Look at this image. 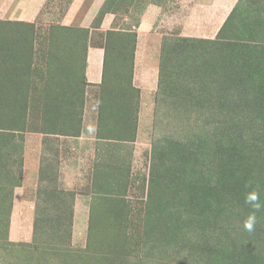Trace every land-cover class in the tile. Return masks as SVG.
I'll return each instance as SVG.
<instances>
[{"label":"rangeland","instance_id":"rangeland-1","mask_svg":"<svg viewBox=\"0 0 264 264\" xmlns=\"http://www.w3.org/2000/svg\"><path fill=\"white\" fill-rule=\"evenodd\" d=\"M15 1L0 264H264V0H42L30 22Z\"/></svg>","mask_w":264,"mask_h":264},{"label":"crops","instance_id":"crops-1","mask_svg":"<svg viewBox=\"0 0 264 264\" xmlns=\"http://www.w3.org/2000/svg\"><path fill=\"white\" fill-rule=\"evenodd\" d=\"M42 0H16L14 6L12 7L11 10V18H15L18 20H23V21H34L36 18V14L39 11L40 5H41ZM102 57V51L100 49H97L96 51H92V53L89 54V59L90 61L92 60L93 62L98 63V59ZM93 67L90 66L89 72L92 73ZM95 75V74H93ZM33 213H28V221L26 222H21L13 219L12 222H10L9 226V234L10 238L13 241H19V240H31L32 239V234H33ZM20 217H24L25 213L20 212L18 214ZM32 216V221L30 220ZM27 218V217H26ZM28 222V223H27ZM32 224V227H31ZM23 225H30L29 228V233L28 237L25 236V229L27 227ZM27 237V238H26Z\"/></svg>","mask_w":264,"mask_h":264},{"label":"clouds","instance_id":"clouds-1","mask_svg":"<svg viewBox=\"0 0 264 264\" xmlns=\"http://www.w3.org/2000/svg\"><path fill=\"white\" fill-rule=\"evenodd\" d=\"M245 203L249 204L255 210H259L260 203H259V194L256 191H249L245 194ZM257 223V217L255 212L250 213L243 221V228L248 231L252 232L255 228Z\"/></svg>","mask_w":264,"mask_h":264}]
</instances>
